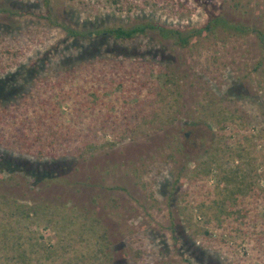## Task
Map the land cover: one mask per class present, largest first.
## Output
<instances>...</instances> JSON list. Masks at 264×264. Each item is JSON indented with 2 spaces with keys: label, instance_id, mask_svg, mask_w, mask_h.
Segmentation results:
<instances>
[{
  "label": "rangeland",
  "instance_id": "374dc122",
  "mask_svg": "<svg viewBox=\"0 0 264 264\" xmlns=\"http://www.w3.org/2000/svg\"><path fill=\"white\" fill-rule=\"evenodd\" d=\"M217 14L264 30V0H0V87L27 102L25 129L54 119L96 140L79 156L0 146V264H264L255 36L218 29L182 47L150 30L124 41L103 32L198 27ZM95 56L97 76L83 64Z\"/></svg>",
  "mask_w": 264,
  "mask_h": 264
},
{
  "label": "trees",
  "instance_id": "16d2710c",
  "mask_svg": "<svg viewBox=\"0 0 264 264\" xmlns=\"http://www.w3.org/2000/svg\"><path fill=\"white\" fill-rule=\"evenodd\" d=\"M235 10H237L236 6H234ZM243 11V10H242ZM259 18L262 19V14H259ZM224 31L227 35H234V36H244L247 34H253L260 45L262 51L264 52V30L261 29L259 26H255L253 23L244 22L241 20H232L224 17L221 14L217 15H209L201 26L198 27H190L185 29H179L176 27H167L164 25L157 24L155 22L147 21L142 24L134 25L128 28L123 27H112V28H105L103 32L108 34V36L112 37L113 39H117L119 41H124L126 39H131L138 34H142L145 30H150L155 34V36L160 40L170 39L171 42L178 46H186L188 44L198 43L200 40L208 39V38H215L216 37V30ZM70 33H73L70 31ZM97 59V57H94ZM97 62H92L87 60V63H83L86 67H92L91 71L93 70L92 74L97 76L96 67L99 66V59ZM153 62V63H152ZM147 61L146 67H153L154 61ZM82 64V63H81ZM98 64V65H97ZM121 65V64H120ZM114 71H118L120 68L119 63L111 64ZM158 66H161L160 64ZM124 69V68H123ZM102 70L101 72H103ZM116 72V73H117ZM66 73V72H65ZM114 73V72H112ZM67 74V73H66ZM64 74V75H66ZM115 74L113 76H117ZM112 76V75H110ZM113 82L120 83L117 78H110ZM31 82L33 84L42 83L45 89H51V87H59V83L56 81L51 82V86L44 80L32 78ZM158 79L156 83H158ZM163 81V79H161ZM112 82V83H113ZM141 85L144 83L139 82ZM89 92L92 94V97L98 94L97 86L93 84L89 85ZM153 87H157L153 85ZM6 89H2L0 87V146L9 149L16 147V149H23L25 152L30 153L32 156L35 157H44V156H58L63 154H70L79 156L84 152H90L95 147V143L92 141H96L91 137V133L87 132V134H80L74 132L72 128L67 125V129H61L60 127L43 123V127L38 128H26V125L23 123L22 118L19 117L20 108H23L24 105H27L26 101H23V96L21 95L20 100H18L19 96L10 94L9 92H5ZM47 96V98H49ZM82 104H87L86 98H81ZM95 101V100H93ZM49 103V102H48ZM52 111L48 114L43 112L46 117H52L54 115L55 107L54 104H48ZM129 111V109H127ZM79 111L78 113H80ZM77 113V112H76ZM128 113V112H127ZM9 118V119H8ZM82 136L89 137L90 139L83 141L78 145H74L73 147L69 145L71 139L72 141L75 138ZM13 137L16 139L18 144L14 143ZM70 147V150L68 149ZM177 175V174H176ZM203 234L206 232L203 230ZM106 251H102L103 255L108 254V246L107 244H102ZM17 257L23 258L24 252H19L16 254ZM89 264H96V263H89Z\"/></svg>",
  "mask_w": 264,
  "mask_h": 264
}]
</instances>
